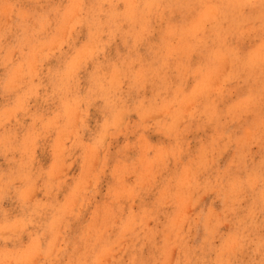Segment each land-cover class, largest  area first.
I'll return each instance as SVG.
<instances>
[{
    "label": "clouds",
    "instance_id": "obj_1",
    "mask_svg": "<svg viewBox=\"0 0 264 264\" xmlns=\"http://www.w3.org/2000/svg\"><path fill=\"white\" fill-rule=\"evenodd\" d=\"M0 264H264V0H0Z\"/></svg>",
    "mask_w": 264,
    "mask_h": 264
}]
</instances>
